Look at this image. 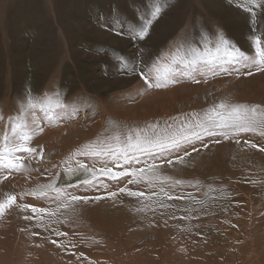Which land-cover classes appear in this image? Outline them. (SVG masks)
I'll use <instances>...</instances> for the list:
<instances>
[{"label": "rangeland", "instance_id": "obj_1", "mask_svg": "<svg viewBox=\"0 0 264 264\" xmlns=\"http://www.w3.org/2000/svg\"><path fill=\"white\" fill-rule=\"evenodd\" d=\"M246 3L0 0V156L23 164L0 167V202L16 197L0 213V264H264V137L255 133H241L239 143L204 137L207 147L196 142L198 151L179 153L182 162L139 155L156 165L146 179L99 176L107 187L75 190L100 200L62 207L54 192L47 200L27 194L52 181L76 184L83 176L69 169L77 161L113 166L78 153L115 146L116 137L151 135L153 126L203 116L221 102L264 109V72L228 74L212 59L220 33L246 55L255 54L257 37L264 45V8L249 13ZM156 6L147 37L133 38ZM140 70L153 84L166 73L167 86L149 88ZM13 142L35 152L13 153ZM125 186L143 195L120 193Z\"/></svg>", "mask_w": 264, "mask_h": 264}, {"label": "snow or ice", "instance_id": "obj_2", "mask_svg": "<svg viewBox=\"0 0 264 264\" xmlns=\"http://www.w3.org/2000/svg\"><path fill=\"white\" fill-rule=\"evenodd\" d=\"M253 6L264 8V0H247L245 10L251 13ZM160 14L161 9L159 6H156L151 12L150 17L146 19L139 31L134 34L133 38L144 40L149 34L150 26ZM251 46L250 44V47ZM216 52L219 53V55L213 56L212 59L220 65V70L225 73L232 74L234 72L240 74L243 69L246 70L243 73L244 75L251 76L253 74L252 69H255L256 72H264V45H262L260 37L255 39V54L250 56L246 55L239 48L230 46V41L224 38L223 33H220ZM195 62L194 58L191 63L195 64ZM224 65L230 67H224ZM132 71H136V69L133 68ZM140 75L141 79H144L145 82L148 83L149 88L166 87V81L170 79L166 73L163 75V80L160 75H157L156 82L153 84L148 82V74L143 73L142 70H140ZM171 82L175 83L176 81L172 79ZM193 82L198 81L194 80ZM172 119L174 122L176 121V118ZM17 127L18 125L13 127V132L16 131ZM241 133H255L264 137V109H261L259 105L229 104L227 102H221L206 109L203 116L188 114L184 120L179 123L168 124L164 129H156L153 126L151 135L141 136L140 133L133 132L127 135L123 141H121L119 137H116L115 140L117 143L115 146L105 145L99 148H90L88 151L78 153L79 155L99 157L102 161L104 157H109L111 164L118 170H114L113 166H108V161H103L102 166L99 168L94 166L89 167L83 162L77 161V168L75 170L69 169L73 172V175L83 176L82 179L77 180L76 184L67 183L65 187L57 188L55 187V181H52L51 183L40 185L38 190L27 194L37 197V199L47 200L50 198V192H54L55 197L53 199L60 201V206L62 207H68L70 204L79 201L87 202L89 200H100L103 197L80 196L75 194V190L79 187H107L99 180V176L107 177L108 180L116 184L122 183L124 179L131 176L134 179L128 182L138 183L140 179H146L144 176L145 172L151 173L156 168L154 163L149 164L146 160L140 161L139 155H148L155 159L154 154L158 153L171 164L173 162L171 156L175 154L176 159L182 162L183 156L179 155V153L183 152L185 156L190 155L187 151L188 147H191L192 151H198L196 142L199 141L202 143L204 137L236 139L237 143H239V136ZM5 139L7 140L8 137L6 136ZM28 139L29 137L27 134L22 137L23 141H27ZM214 142L218 143L219 141L214 139ZM202 146L207 147V144L202 143ZM250 146L252 148L257 147L256 144H251ZM260 150L264 151V148ZM11 151L13 153H32L35 152V149L23 147L22 144L13 142ZM75 155H77V153H73V156ZM19 159V157L14 155L11 158L0 156V167L19 171L23 167L22 163L17 162ZM140 164H144L145 166L139 167L138 165ZM3 178L6 179V177ZM147 179L158 180L160 177H147ZM164 179L168 178L165 177ZM176 183L180 182L176 181ZM155 186V184H149V187ZM69 187L73 189L72 193L67 192V188ZM118 191L120 193L127 192L128 195L135 197L143 195L142 192L131 191L126 186L120 187ZM161 191H163V187H161ZM108 195L114 197L116 192H110ZM15 201V196L8 195L5 201L0 202V213L11 207ZM19 207L25 212L30 209L33 214L47 212L45 208L29 204H21ZM24 218L31 220L32 216H25ZM56 234L66 235L61 232H57ZM53 243L56 242L53 241Z\"/></svg>", "mask_w": 264, "mask_h": 264}]
</instances>
